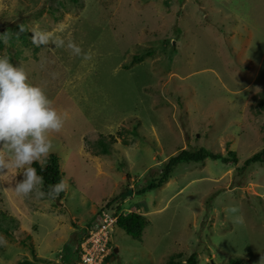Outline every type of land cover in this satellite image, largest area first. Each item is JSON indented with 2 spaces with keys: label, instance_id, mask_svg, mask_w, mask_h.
Returning <instances> with one entry per match:
<instances>
[{
  "label": "rangeland",
  "instance_id": "rangeland-1",
  "mask_svg": "<svg viewBox=\"0 0 264 264\" xmlns=\"http://www.w3.org/2000/svg\"><path fill=\"white\" fill-rule=\"evenodd\" d=\"M0 39V208L15 218L0 264H33L30 244L37 264L79 260L72 239L106 203L149 224L140 238L116 226L105 264H264V165L181 163L124 195L182 149L242 166L264 147V0H0ZM50 153L62 201L31 166Z\"/></svg>",
  "mask_w": 264,
  "mask_h": 264
},
{
  "label": "trees",
  "instance_id": "trees-1",
  "mask_svg": "<svg viewBox=\"0 0 264 264\" xmlns=\"http://www.w3.org/2000/svg\"><path fill=\"white\" fill-rule=\"evenodd\" d=\"M0 48H3V41L0 39ZM258 113L264 115V95H261L259 99V106H258ZM263 131V138H264V126L262 128ZM104 147H102L105 151L104 153H110L111 149L106 143H103ZM107 145V146H106ZM228 155L224 156L221 153H215L210 151L206 148L197 149H182L177 155L171 156L168 160H166L163 164L162 172L160 173L159 177L154 178L150 183L142 186L137 191H133L132 189L128 188L127 191L124 193L125 197L129 196V194H144L147 191H151L153 189H157L162 187L164 184L168 183L174 175V171L176 167L181 163H203L207 158L212 159H223L226 162L233 163L234 166L237 168H248L252 167L255 164L264 165V147L250 156L248 159L245 160L242 166H239V159L236 155L235 151L227 152ZM61 158L56 153H50L46 156L42 162L39 160H33L31 163L32 168L35 171V175L37 179L41 182V191L44 199L50 200H57L62 201L66 195V188L64 183V172L61 166ZM129 176V175H128ZM120 209V207L118 208ZM117 211L119 212V210ZM10 220L12 224L15 218L8 216L4 210L0 208V228H4L3 221ZM7 223L9 227L11 224ZM118 226L122 227L129 235L134 237L140 238L146 226L149 224L148 220L143 214L137 212H130L127 214H120L117 221ZM3 226V227H2ZM8 232V229H6ZM87 231H83L82 239L86 238ZM29 239V237L27 238ZM81 239V240H82ZM26 240V239H25ZM24 242V241H23ZM28 242L27 240L25 241ZM29 245V244H28ZM31 252L33 256L36 258L33 261V264L47 262L44 258L38 257L35 255V249L32 244H30ZM113 253V252H112ZM111 253V254H112ZM110 254V255H111ZM109 255V256H110ZM108 256V258H109ZM176 256V255H175ZM182 254H178L172 259H169L168 264H198V256L197 253H192L186 260H182ZM107 258V259H108ZM176 259V260H175ZM37 261V262H36ZM67 262L68 264H80V258L78 259H66L63 260V264ZM31 261H23L20 264H31ZM52 263V262H51ZM49 263V264H51ZM229 264H243L242 260L239 259H231Z\"/></svg>",
  "mask_w": 264,
  "mask_h": 264
},
{
  "label": "built area",
  "instance_id": "built-area-1",
  "mask_svg": "<svg viewBox=\"0 0 264 264\" xmlns=\"http://www.w3.org/2000/svg\"><path fill=\"white\" fill-rule=\"evenodd\" d=\"M118 213L107 206L102 208L97 221L89 229L81 243L80 264H104L113 251L112 233L118 221Z\"/></svg>",
  "mask_w": 264,
  "mask_h": 264
},
{
  "label": "clouds",
  "instance_id": "clouds-1",
  "mask_svg": "<svg viewBox=\"0 0 264 264\" xmlns=\"http://www.w3.org/2000/svg\"><path fill=\"white\" fill-rule=\"evenodd\" d=\"M105 206H109L107 203H106V205H104V207ZM103 207V208H104ZM102 208H100L99 210H98V212H96L97 214L95 215V220H94V222L91 224V225H89L86 229H85V231H87V233H86V236H87V234H88V231H89V229L93 226V224H95L96 223V221H97V216H98V213H99V211L101 210ZM112 209H114L115 211H116V213H118V215H120V214H123V213H120V211L118 212L117 211V208H115L114 206H112ZM119 217V216H118ZM116 226H118V224L116 225ZM116 226H115V228H116ZM114 228V229H115ZM84 231V230H83ZM114 232V231H113ZM85 238V237H84ZM113 238V237H112ZM82 241H83V239L80 241V247H81V243H82ZM112 245H113V240H112ZM114 246V245H113ZM81 249V248H80ZM113 250H114V248H113ZM113 252V251H112ZM61 257V256H60ZM56 263V261L54 262V264ZM57 264H59V263H57ZM63 264V263H62ZM105 264V263H104Z\"/></svg>",
  "mask_w": 264,
  "mask_h": 264
},
{
  "label": "crops",
  "instance_id": "crops-1",
  "mask_svg": "<svg viewBox=\"0 0 264 264\" xmlns=\"http://www.w3.org/2000/svg\"><path fill=\"white\" fill-rule=\"evenodd\" d=\"M95 210L93 211V216H95ZM58 216V215H57ZM94 219V218H93ZM70 229V228H69ZM84 229V228H83ZM72 230V229H71ZM73 231V230H72ZM84 231H85V229H84ZM83 232V231H82ZM77 233V232H76ZM67 234V233H66ZM66 234H65V240H66V242H65V246L67 247V244L69 243V241L71 240L70 238H68L67 236H66ZM82 234L80 235V237H78V235L77 234H75V237L72 239V241H73V243L71 244L72 246H74L75 244H79L80 243V241H81V239H82ZM68 248V247H67ZM68 249H70V248H68ZM75 249V248H74ZM71 251V250H70ZM69 251V252H70ZM71 253V252H70ZM40 257V256H39ZM56 262H58V260H56Z\"/></svg>",
  "mask_w": 264,
  "mask_h": 264
},
{
  "label": "water",
  "instance_id": "water-1",
  "mask_svg": "<svg viewBox=\"0 0 264 264\" xmlns=\"http://www.w3.org/2000/svg\"><path fill=\"white\" fill-rule=\"evenodd\" d=\"M115 251H118V249H117V248H115ZM59 264H62V263H59Z\"/></svg>",
  "mask_w": 264,
  "mask_h": 264
}]
</instances>
